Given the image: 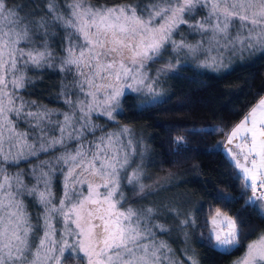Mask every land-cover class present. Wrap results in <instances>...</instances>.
Instances as JSON below:
<instances>
[{
  "label": "snow or ice",
  "instance_id": "obj_1",
  "mask_svg": "<svg viewBox=\"0 0 264 264\" xmlns=\"http://www.w3.org/2000/svg\"><path fill=\"white\" fill-rule=\"evenodd\" d=\"M64 8L58 0H46L47 12L37 17L24 6L0 0V209L5 204L11 209L0 216V264H65L68 249L82 253L86 264H200L190 245L189 230L197 227L193 210L163 205L179 219L186 245L180 261L158 235L170 231L156 220L160 207H136L128 199L125 184L133 197L145 198L175 182L169 173L154 185L145 183L150 147L143 137L127 125L101 134L99 142L88 141L87 134L101 128L94 115L117 121L126 90L161 97L181 56L219 71L222 59H199L200 53L224 48L241 58L264 54V0H139L104 9L87 0H64ZM57 28L64 30L60 52L52 45ZM185 29L198 39L188 41ZM168 52L174 56L167 57ZM150 64L159 65L154 73ZM45 68L61 73L59 98L66 110L25 99L35 83L30 70ZM20 122L26 128H19ZM213 131L224 134L218 147L245 192L264 188V96L226 133ZM173 140L185 144L183 136ZM41 153L47 158L40 159ZM31 157L38 163L29 173L7 171L6 164ZM57 173L62 185L58 200L53 190ZM25 196L42 207V234L30 223ZM257 201L264 197L244 196L247 206ZM209 208L207 235H200L223 251L238 246L242 218L218 206ZM258 210L264 218V202ZM237 264H264V235L248 244Z\"/></svg>",
  "mask_w": 264,
  "mask_h": 264
},
{
  "label": "trees",
  "instance_id": "obj_2",
  "mask_svg": "<svg viewBox=\"0 0 264 264\" xmlns=\"http://www.w3.org/2000/svg\"><path fill=\"white\" fill-rule=\"evenodd\" d=\"M87 2L97 7H115L139 0ZM9 4L11 7L24 6L26 12L34 13L37 17L47 12L46 0H9ZM58 4L63 10L64 0H58ZM57 32L58 35L52 38V45L60 52L63 34L60 28H57ZM29 74L35 83L25 92V99L35 100L37 104L53 110L60 109L61 73L45 68L42 72L30 70ZM168 82L163 101L145 104L138 95L127 94L121 100L122 111L117 114L118 123L103 120V126L108 129L127 125L134 129L137 138L143 137L150 147L146 173L158 179L169 173L174 176V183L145 198L133 197V189L127 185L126 194L136 207H160L156 220L165 224L170 231L158 235L170 244L177 260L184 261L182 250L186 247L185 239L179 219L164 208V204L178 205L183 210L191 209L196 213L197 227L190 229L189 235L190 245L199 253L200 264H235L246 254L248 244L264 235V218H261L258 210L262 201H257L254 206L245 204L244 196L251 199L254 195L250 191L245 192L238 182L236 173L218 147L224 140V134L214 132L212 127L217 126L226 133L251 105L264 96V54L253 55L222 75L206 69L198 72L186 69L173 75ZM177 135L185 138V144L174 143L173 137ZM36 163L37 158L7 165L6 168L11 174L17 171L27 174ZM25 180L31 181L30 176L25 175ZM145 182L149 183L148 180ZM149 184L154 185V182ZM53 190L58 200L62 194L58 176L54 180ZM24 202L30 223L40 232L42 207L32 197L25 196ZM210 205L221 207L230 215L240 216L244 222L239 245L229 251L218 250L200 235L201 231L207 235L205 220L211 211ZM76 262L82 261L70 256L65 260V264ZM184 264L187 262L184 261Z\"/></svg>",
  "mask_w": 264,
  "mask_h": 264
},
{
  "label": "rangeland",
  "instance_id": "obj_3",
  "mask_svg": "<svg viewBox=\"0 0 264 264\" xmlns=\"http://www.w3.org/2000/svg\"><path fill=\"white\" fill-rule=\"evenodd\" d=\"M89 3V2H88ZM135 3H137V2H135ZM90 5H92L94 8H100V9H104V8H118V7H120V6H122V5H120V6H115V7H105V6H101V7H97V6H94L93 4H91V3H89ZM126 5V4H125ZM63 10L64 11H67L65 8H63ZM157 23H159V21H157ZM5 27L7 28V25H5ZM61 30V32H62V37L64 36V30L63 29H60ZM95 29H93V31H94ZM184 37L188 40V41H190V42H195L196 41V39H198V37L197 36H195V35H193V34H191V33H189L186 29L184 30ZM175 39H177V40H180L181 39V36H180V34H176L175 35V37H174ZM63 40V39H62ZM257 54H260V53H257ZM256 54H254V56H255ZM166 56L167 57H169V58H171L172 56H174V54H172L171 52H168V53H166ZM211 56H216L218 59H222L223 60V63H224V67L223 68H221L219 71H213L212 69H209V68H202V67H198L197 66V63L196 62H194V61H192L190 58L189 59H186V58H184L183 56H181V64H180V66L178 67V69L174 72V73H171L170 75H169V77L165 80V83H164V87H163V95L161 96V97H157V98H155V99H153V97L151 96V94H145V93H132V92H130V91H127L126 90V94L125 95H127V94H135V95H138L139 97H141L144 101H145V104H155V103H158V102H161V101H163L164 100V98H165V96L167 95V85H168V81L170 80V78L172 79V76L173 75H175V74H178V73H180L182 70H186V69H191V70H193L194 72H198V71H202L203 69H206V70H210V71H212L213 73H216L217 75H222V73L223 74H225V73H227V72H229V71H231L234 67H236L238 64H240V63H242L243 61H245L247 58H249V57H251V56H253V55H248V54H245L244 55V57L243 58H241V57H239L238 55H233L232 54V52H231V50L230 49H224V48H220V49H212V51L211 52H201L200 53V57H199V59H204V58H206V57H211ZM159 65H149V67H150V69H151V72L152 73H154L155 72V68L156 67H158ZM60 73V72H59ZM166 91V92H165ZM166 94V95H165ZM100 98L101 99H103V94L101 93L100 94ZM122 100V99H121ZM61 103H62V107L60 108L61 110H66V105L63 103V101L61 100ZM93 120H94V122L96 123V124H99L100 126H101V128L100 129H97L96 130V132L95 133H88L87 134V139H88V141H91V140H93V139H96L97 140V142H99L98 141V137L101 135V134H104V133H108V132H116V131H118L119 130V127L118 128H116V129H114V130H112V129H108V128H106L105 126H103V124L105 123L103 120H105V121H108V122H111V123H116V121H109L106 117H104V116H99V115H94L93 116ZM107 124V123H106ZM19 125H21V126H18L19 128H21V129H24V128H26V125L23 123V122H20V124ZM109 125V124H108ZM101 129L103 130V132L101 131ZM213 129H219V127H217V126H214V127H212V130ZM4 147H5V150L7 151V150H9L10 149V145H9V143L6 141L5 142V145H4ZM88 147L89 148H94V145H92V144H88ZM102 147H103V145H102ZM115 147H117V149H119L120 148V145L119 144H116L115 145ZM109 154H111L110 152H109ZM40 157H47V154H44V153H41V156ZM31 159H36V157H31V158H28V159H21L20 161H28V160H31ZM19 161V162H20ZM144 164H146V159H145V161H144ZM7 165H12V164H6V166ZM59 177V179H60V181H61V178H60V174L59 173H57L56 174V177ZM167 176V175H166ZM153 176L151 175H149L148 173H147V175L145 176V181L146 180H148V182L149 183H153V182H155V180H157L158 178H156V177H153ZM162 177H165V176H162ZM162 177H160V178H162ZM31 178V177H30ZM32 179V178H31ZM146 184H149V183H147V182H145ZM53 185H54V183H53ZM127 184H125V186H126ZM124 186V187H125ZM6 211H11V209L10 208H8L7 207V205L5 204V208L4 209H0V216H3L4 215V213L6 212ZM43 211V210H42ZM54 223H56V226H57V228L59 229V228H61L62 227V225H61V223H60V221L59 220H56V221H54ZM41 225H42V223H41ZM42 231H43V229H42V227H41V230H40V233L42 234ZM57 235L59 236L60 235V233L59 232H57ZM261 237H259L257 240H255L254 242H256V241H258L259 239H260ZM253 243V242H252ZM217 248V247H216ZM218 250H221V249H219V248H217ZM221 251H223V250H221ZM171 255V254H170ZM68 256H70L72 259H74V260H76V259H81V261L82 262H76V264H86V258H84L83 257V254L82 253H79V252H74L72 249H68L66 252H65V260L67 259V257ZM244 257V256H243ZM75 262V261H74ZM235 264H237V263H235Z\"/></svg>",
  "mask_w": 264,
  "mask_h": 264
},
{
  "label": "built area",
  "instance_id": "obj_4",
  "mask_svg": "<svg viewBox=\"0 0 264 264\" xmlns=\"http://www.w3.org/2000/svg\"><path fill=\"white\" fill-rule=\"evenodd\" d=\"M256 197H262L264 195V189L263 188H258L256 193L253 194Z\"/></svg>",
  "mask_w": 264,
  "mask_h": 264
},
{
  "label": "crops",
  "instance_id": "obj_5",
  "mask_svg": "<svg viewBox=\"0 0 264 264\" xmlns=\"http://www.w3.org/2000/svg\"><path fill=\"white\" fill-rule=\"evenodd\" d=\"M263 189H264V188H263ZM262 197H264V195H263ZM262 202H264V201H262Z\"/></svg>",
  "mask_w": 264,
  "mask_h": 264
}]
</instances>
